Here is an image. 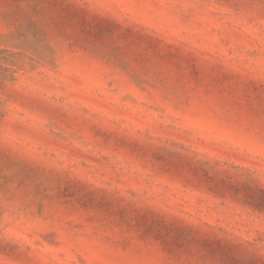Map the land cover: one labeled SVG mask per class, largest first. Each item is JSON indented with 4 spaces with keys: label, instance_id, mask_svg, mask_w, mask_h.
Here are the masks:
<instances>
[{
    "label": "rangeland",
    "instance_id": "rangeland-1",
    "mask_svg": "<svg viewBox=\"0 0 264 264\" xmlns=\"http://www.w3.org/2000/svg\"><path fill=\"white\" fill-rule=\"evenodd\" d=\"M0 264H264V0H0Z\"/></svg>",
    "mask_w": 264,
    "mask_h": 264
}]
</instances>
